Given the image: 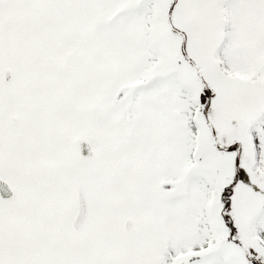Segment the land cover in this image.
Returning a JSON list of instances; mask_svg holds the SVG:
<instances>
[{
    "label": "snow or ice",
    "instance_id": "6c2138e0",
    "mask_svg": "<svg viewBox=\"0 0 264 264\" xmlns=\"http://www.w3.org/2000/svg\"><path fill=\"white\" fill-rule=\"evenodd\" d=\"M0 264H264V0H0Z\"/></svg>",
    "mask_w": 264,
    "mask_h": 264
}]
</instances>
